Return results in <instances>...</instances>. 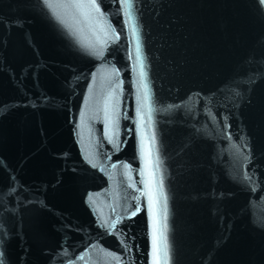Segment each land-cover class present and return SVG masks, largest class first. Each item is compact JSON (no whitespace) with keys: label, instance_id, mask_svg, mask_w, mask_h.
<instances>
[{"label":"water","instance_id":"95a60500","mask_svg":"<svg viewBox=\"0 0 264 264\" xmlns=\"http://www.w3.org/2000/svg\"><path fill=\"white\" fill-rule=\"evenodd\" d=\"M50 3L0 0V264H152L150 191L168 264H264V0Z\"/></svg>","mask_w":264,"mask_h":264},{"label":"snow or ice","instance_id":"6c2138e0","mask_svg":"<svg viewBox=\"0 0 264 264\" xmlns=\"http://www.w3.org/2000/svg\"><path fill=\"white\" fill-rule=\"evenodd\" d=\"M126 3H129L130 0H125ZM50 7H61V8H71L75 9L77 12L80 13L81 16L84 17V19H88L89 17V9L94 11H99V8L96 4V0H89L88 3H85L84 0H67V3L59 4V5H53L50 3ZM136 29L133 27V34L135 35ZM137 60L139 62V47H137ZM140 77L141 81H143L144 78V71H143V63L140 62ZM142 87L145 89L144 96H143V102L142 107L147 106L148 104V93H147V85H143ZM148 114H149V120L151 119V108H148ZM141 125L143 127V114L141 115ZM153 143L155 140V137L152 138ZM141 150L142 154L146 158V165H150L152 163L150 157H151V149L148 146V141L143 136V131H141ZM149 201H150V207L152 212V264H168V245L166 242V237L164 236L163 230L160 228V222L157 219L156 215V203L157 199L154 193L151 191L149 192ZM137 211H139V208H137ZM132 215H136V212H133ZM163 253V256L161 255Z\"/></svg>","mask_w":264,"mask_h":264}]
</instances>
